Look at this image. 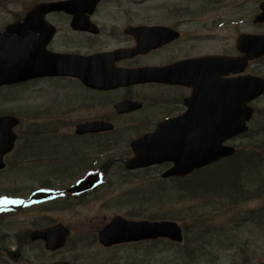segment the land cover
<instances>
[{
  "label": "flooded vegetation",
  "instance_id": "flooded-vegetation-1",
  "mask_svg": "<svg viewBox=\"0 0 264 264\" xmlns=\"http://www.w3.org/2000/svg\"><path fill=\"white\" fill-rule=\"evenodd\" d=\"M54 2H65L67 10L45 7L37 14V27L35 23L23 25L18 36H7L0 45L17 42L19 52L11 55V61L29 66V71L36 66L40 73L42 67L93 66L100 68L102 83L97 86L75 75L36 74L0 85V95H8L9 88L16 86L34 85L41 92L42 84L55 85L56 98L29 107L30 112L54 116V123L66 130L89 121L110 123V129L74 136L84 145V154L102 143L91 141L88 148L85 141L113 139L109 136L118 133L117 141L126 146L122 155L114 157L121 165L118 176L151 168L166 170L170 162L126 171L125 161L133 157V141L156 131L194 129L192 123L201 118L196 107L199 101L206 105L201 100L213 97L211 104L217 106L226 98L233 115L235 99H248L246 105L253 108L259 99L249 101L259 88L257 82L264 83L259 72L264 65V0H0V33L23 20L35 6ZM211 56L235 62L225 72L212 67ZM244 106L243 102L237 105L239 111ZM74 112L78 118L72 117ZM35 177V185L27 192L47 201L51 180L62 176ZM0 194L8 196V187L0 188ZM4 240L1 231L4 258L20 259V252L7 253Z\"/></svg>",
  "mask_w": 264,
  "mask_h": 264
},
{
  "label": "rangeland",
  "instance_id": "rangeland-1",
  "mask_svg": "<svg viewBox=\"0 0 264 264\" xmlns=\"http://www.w3.org/2000/svg\"><path fill=\"white\" fill-rule=\"evenodd\" d=\"M259 72L264 75V65H260ZM42 86L45 89L41 92L34 85L31 87L24 85V87L9 88L11 91L8 95H0V112L16 115L17 119L21 120L13 128L17 135L15 146L11 153L4 157L6 166L0 170V188L19 189L15 192L10 190L9 194H25L35 185L37 179L35 176L45 177L42 180H48L51 176L61 175L66 186L69 187L72 180L86 173V169L94 168L97 171L100 166L96 163H84L83 168L80 166L76 169L79 162L76 163L78 159H75V156L84 157L85 147L74 136L73 131H69L70 128L66 130L59 127L58 123H54V116L30 112L29 107L36 108L49 104L56 98L55 85L42 84ZM254 106L259 111L251 120V135L237 136L231 141V144L237 148L239 158L244 156V151L247 150L250 158L253 157L252 160L247 159V163L243 162L241 170L237 166L240 160L237 158L232 162L222 160L217 163H221L220 165L212 169L213 174H218L214 171H218L217 169L232 170L233 165H236L234 170L236 174L249 169L240 177L247 182L249 188L252 186L255 188V185L264 178V133L261 132L264 129V95L256 100ZM22 107H27V110ZM76 113L74 112L72 117L78 118L79 115ZM117 135L118 133L109 136L114 140L94 139L85 142H88V148L91 147V141L96 142L97 145L102 142L95 148L99 149V152L106 155L117 149L122 155L126 146L122 145L121 141H117ZM57 156L61 161L57 164L52 163L51 158L56 161ZM115 156L112 158L110 156L108 160L110 164L114 162ZM44 158H48L49 161L45 162ZM254 160H257V166H254ZM51 163L55 165L54 170L52 165L49 166ZM250 164L253 168L249 166ZM114 167L118 173L119 167L116 162ZM114 167L111 166L110 171H113ZM209 171L210 169L197 172L195 175L193 173L182 181L187 185L193 183L194 186L199 187V180L206 179L198 180V177ZM158 172L151 168L150 171L131 173L126 177L110 175L114 186L101 193L80 199L78 197L70 199L67 194L64 198H57L53 203L2 216L0 230L5 233L4 241L6 234L7 240L14 243L12 238L16 239L18 234L22 237L24 233L35 227L43 228L62 222L67 226L70 234L65 246L51 253L47 252L40 242L30 243L25 239L17 249L23 254L22 264L45 263L54 259H66L72 264H109L111 261L116 264L264 263V188L263 192L253 199L228 201L223 204L217 199L210 201L204 195L177 196L172 181L161 180L165 183L164 187L157 179L152 182L147 181L148 177L154 178ZM228 174L219 176L217 181L224 185ZM262 186L264 187V183ZM114 215L135 221L162 219L176 221L182 227L184 240L187 237L191 243L186 249L171 248L166 245L158 247L157 243L149 241L133 244L131 248L129 246L132 244L112 249L103 248L97 242L96 232ZM205 219L207 221L204 223L200 222ZM196 237L200 238L199 242ZM175 251L179 254L178 261ZM185 258L188 261H184ZM0 264L6 263L0 259Z\"/></svg>",
  "mask_w": 264,
  "mask_h": 264
},
{
  "label": "water",
  "instance_id": "water-1",
  "mask_svg": "<svg viewBox=\"0 0 264 264\" xmlns=\"http://www.w3.org/2000/svg\"><path fill=\"white\" fill-rule=\"evenodd\" d=\"M10 71L14 70V68H10ZM85 69H81V75H84ZM65 74H73V73H65ZM79 76H81L78 73H75ZM93 75H96L95 72H93ZM224 112L226 111V108L223 109ZM220 111V109H218ZM236 109H233L234 113V120L233 122L230 121H223L225 118H228V120H231V116H226L222 113H217V115H203L202 117H208V119L212 118L213 116L217 117V125L212 127L211 129H204L198 132V134L201 137V143L200 140H194L192 138L188 137V131H184V134L182 136H185V140L187 141L183 148H179L180 151L179 156H181L178 160V166L175 167V171L179 173H186L192 170L195 167H200L205 164H208L216 159H218L221 156L230 155L233 153L234 149L232 147L222 146L221 143L223 140L229 138L232 135L238 134L240 132H243L246 127L244 124L241 123V120L243 119L242 116L239 115ZM251 114V109L247 111V113H244V120L248 119ZM1 120V119H0ZM10 120V119H9ZM243 120V123H244ZM16 122H9L6 123V121H0V157L1 155L11 150L13 141L15 139L14 134L10 131V126H13ZM10 124V125H9ZM215 124V122H214ZM197 132V131H196ZM163 133V132H162ZM160 133V134H162ZM159 139H165L168 140L167 137L163 136ZM159 146L163 149H167L168 143L164 140H157ZM199 149H201V152H199ZM192 154L186 155L188 152ZM194 151H197V155L194 153ZM164 154H167L165 152ZM169 155V154H168ZM170 156V155H169ZM189 157L188 160H183V158ZM154 158V157H153ZM156 158V157H155ZM3 164L0 161V167H2ZM118 222H112L109 226H107L106 231H111L114 228H118L120 231V234H128L131 235L130 239H138L142 238L144 236H150V235H156L161 234L168 236L170 238L178 239L180 240V231L178 227L175 224L171 223H160L157 225H139V224H130V223H124L122 220L119 225ZM65 232L60 227L56 231H48L44 235H33L32 238L34 239L37 236H41L45 238L47 242V246L50 249H54L59 245L60 240L64 237ZM102 235L100 236V240L102 241Z\"/></svg>",
  "mask_w": 264,
  "mask_h": 264
}]
</instances>
